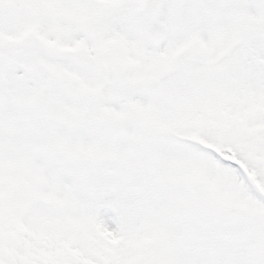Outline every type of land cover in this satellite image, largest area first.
Here are the masks:
<instances>
[{
	"label": "snow or ice",
	"instance_id": "1",
	"mask_svg": "<svg viewBox=\"0 0 264 264\" xmlns=\"http://www.w3.org/2000/svg\"><path fill=\"white\" fill-rule=\"evenodd\" d=\"M0 264H264V0H0Z\"/></svg>",
	"mask_w": 264,
	"mask_h": 264
}]
</instances>
